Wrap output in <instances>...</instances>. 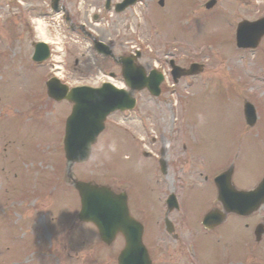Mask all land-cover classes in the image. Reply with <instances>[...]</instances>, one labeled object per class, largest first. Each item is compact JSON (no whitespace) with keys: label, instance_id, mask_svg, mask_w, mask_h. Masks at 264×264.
<instances>
[{"label":"rangeland","instance_id":"rangeland-1","mask_svg":"<svg viewBox=\"0 0 264 264\" xmlns=\"http://www.w3.org/2000/svg\"><path fill=\"white\" fill-rule=\"evenodd\" d=\"M44 2L48 0H37L35 4L44 6ZM158 2L140 0L125 14L104 13L96 23L91 14L100 15L101 0H74L70 12L76 27L82 26L96 40L112 44L115 56L140 51L144 68L155 64L148 56L157 55L163 62L167 53L180 67H188L193 61L202 63L212 77L211 87L202 85L203 75L183 81L176 89H164L160 101L146 92L136 94V110L110 117L90 162L75 168L76 177L113 188L118 185L116 177L128 180L130 174L122 166L133 163L135 158L123 134L133 137L136 152L142 150L143 144L149 146L153 138L156 145L165 140L173 142L170 146L176 148L174 154L186 146V153L178 154L185 171L183 182L195 184L192 192L185 191L187 202L197 195H207L201 192L206 187L200 175H207L210 169L206 170L198 157H205L204 164L208 161L215 169L231 159L244 187H255L264 175V39L253 54L238 51L232 36L242 20L264 15V0H218L210 12L204 9L207 0H164L163 8ZM28 6L8 7L0 0V264H116V246H100L94 231L76 219L71 229L80 205L63 179L66 161L61 144L64 118L70 107L36 99L39 88L44 89L58 72H52L49 64L32 67L30 44L37 37L31 20L39 17L29 14ZM43 21L49 38L62 42L64 47L63 53L55 56L65 64L61 80L68 86L101 82L104 77L96 66L117 73L91 50L90 39L80 29L72 32L59 16ZM194 80L198 83L193 84ZM171 84L170 80L168 85ZM242 97L252 102L258 113L255 132H247L244 126ZM35 101L37 110L36 106L35 110L28 109L27 103ZM242 130L253 137L243 138ZM141 166L148 175L154 171V163ZM133 168H126L131 178ZM155 180L153 177L152 182ZM203 197L198 196L191 207L195 217L202 215L200 209L206 203ZM259 223L264 224V208L246 220L230 219L209 237L200 235L199 249L196 246L194 251L200 254L201 264H226L225 260L264 264V239L257 244L253 237ZM187 231L183 234L186 242L191 240L193 230ZM79 242L90 243L78 245ZM170 254V259L181 258L173 250Z\"/></svg>","mask_w":264,"mask_h":264},{"label":"water","instance_id":"water-1","mask_svg":"<svg viewBox=\"0 0 264 264\" xmlns=\"http://www.w3.org/2000/svg\"><path fill=\"white\" fill-rule=\"evenodd\" d=\"M253 32H250V30ZM264 35V21H260L255 24H242L238 31V45L244 46L242 43L249 42L246 47H256L260 37ZM245 47V46H244ZM44 55V51H40V57ZM130 69L124 71V77L127 81L135 79L129 72ZM144 83H140L137 90H141ZM49 96L56 100L67 99L70 102L75 103L73 115L67 122L66 128V157L72 162H79L88 157L89 147L96 140V137L104 129L103 123L112 111L114 110H128L132 109L135 105V101L132 98V92L126 93L123 91H117L112 87H105L102 90L94 91L86 88L73 90L69 92L66 87L55 84L51 81L48 84ZM157 87L150 88V91H156ZM158 95V93H156ZM246 116L250 125L255 122L254 109L250 106H246ZM76 188L79 190L82 201V212L80 218L82 220L94 222L101 234L102 238L109 236L113 238L115 233L109 232L107 227H114L115 217L124 218L126 214V208L114 195L106 189L89 188V186L75 183ZM261 196H264V184L261 190ZM121 208V209H120ZM121 212V213H119ZM101 219L104 224L97 223L95 219ZM212 219V215L207 217L206 222ZM214 219V217H213ZM126 232H125V231ZM122 231L127 241V247L124 251L123 262L120 264H143L145 259L144 249L140 244L139 235L133 236L130 232L128 225ZM136 243L135 245L133 243ZM133 244V245H132ZM131 254L133 259L131 260Z\"/></svg>","mask_w":264,"mask_h":264},{"label":"flooded vegetation","instance_id":"flooded-vegetation-1","mask_svg":"<svg viewBox=\"0 0 264 264\" xmlns=\"http://www.w3.org/2000/svg\"><path fill=\"white\" fill-rule=\"evenodd\" d=\"M163 142L165 143L166 141ZM174 149L176 150L172 146L166 147L165 145L153 148L155 155H153L151 161L155 163V167L157 164L160 165L161 161L165 163L163 172L161 170L164 176L162 179L164 180L160 187L163 203L161 199H158L153 204V197L156 196V193L152 190L150 183L146 185L134 183L131 189L132 193L128 190V207L130 215L144 228L143 243L148 250L150 258L154 257L153 259H155H152V264H201L200 257L194 251V248L187 252L191 244L184 241L183 238L185 230L196 226L195 217H191L192 203L186 201V189L183 185V179L180 177V173H183V170H181L183 162L178 154H185L186 146L183 145V151L175 152V154ZM152 171L153 168L151 167ZM188 172L190 178L193 170ZM205 181H208V178H205ZM156 182H158V179H156ZM188 184L191 185L192 182L189 181ZM187 190L192 191L193 189ZM215 190L214 186L212 190L211 185H209L205 192H210L212 196V192L215 193ZM122 192H124L123 189H116V193ZM171 196L176 201V208L174 207L172 210L160 209ZM115 244L120 251L123 246L121 237L117 238ZM171 250L174 251V254H178L181 257L180 260L170 259V256H172L170 254ZM166 259H169L170 262H165Z\"/></svg>","mask_w":264,"mask_h":264},{"label":"bare ground","instance_id":"bare-ground-1","mask_svg":"<svg viewBox=\"0 0 264 264\" xmlns=\"http://www.w3.org/2000/svg\"><path fill=\"white\" fill-rule=\"evenodd\" d=\"M41 25H42V24L40 23L39 26H41ZM42 27H43V26H42ZM42 29H43V28H42ZM42 29L39 27V31L41 32L40 35L43 37V38H42L43 40H47V39H46V33H44Z\"/></svg>","mask_w":264,"mask_h":264}]
</instances>
